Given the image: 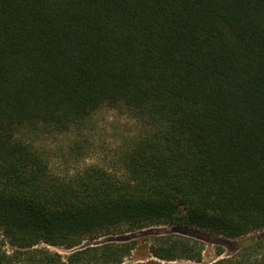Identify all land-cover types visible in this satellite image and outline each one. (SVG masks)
Listing matches in <instances>:
<instances>
[{"label":"trees","instance_id":"1","mask_svg":"<svg viewBox=\"0 0 264 264\" xmlns=\"http://www.w3.org/2000/svg\"><path fill=\"white\" fill-rule=\"evenodd\" d=\"M103 109L139 124L119 167L55 173L41 142ZM154 227L138 264L201 263L197 232L264 264V0H0V264H124L105 239Z\"/></svg>","mask_w":264,"mask_h":264},{"label":"rangeland","instance_id":"2","mask_svg":"<svg viewBox=\"0 0 264 264\" xmlns=\"http://www.w3.org/2000/svg\"><path fill=\"white\" fill-rule=\"evenodd\" d=\"M139 124L127 115L117 111L103 109L96 113L88 124L81 130L73 131L58 137H49L41 142L44 149L53 156L52 169L59 175L75 174L89 166H100L115 170L121 149L125 143L138 135ZM78 151L81 154H78ZM176 232L172 227H154L133 234L110 236L105 241L138 242L137 249L128 257L124 264H138L154 259L149 251L152 240L160 235ZM203 241L204 252L201 263L178 260L175 262L160 261L161 264H211L229 257V252L239 248L245 241H249L261 233L252 234L240 239H226L221 236L208 235L203 232L195 233ZM48 247L51 251L63 256L70 251L60 247ZM10 251V247H7Z\"/></svg>","mask_w":264,"mask_h":264},{"label":"water","instance_id":"3","mask_svg":"<svg viewBox=\"0 0 264 264\" xmlns=\"http://www.w3.org/2000/svg\"><path fill=\"white\" fill-rule=\"evenodd\" d=\"M119 240L126 241L127 239L126 238H122V239H119Z\"/></svg>","mask_w":264,"mask_h":264}]
</instances>
